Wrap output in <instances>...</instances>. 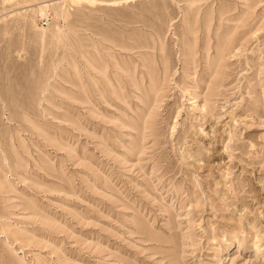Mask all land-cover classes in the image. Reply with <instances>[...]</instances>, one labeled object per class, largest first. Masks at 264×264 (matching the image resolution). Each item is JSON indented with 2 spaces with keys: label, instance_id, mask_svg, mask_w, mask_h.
I'll list each match as a JSON object with an SVG mask.
<instances>
[{
  "label": "rangeland",
  "instance_id": "374dc122",
  "mask_svg": "<svg viewBox=\"0 0 264 264\" xmlns=\"http://www.w3.org/2000/svg\"><path fill=\"white\" fill-rule=\"evenodd\" d=\"M0 264H264V0H0Z\"/></svg>",
  "mask_w": 264,
  "mask_h": 264
}]
</instances>
